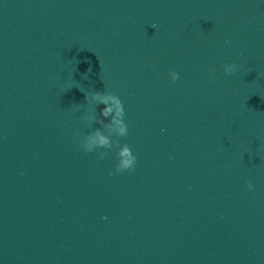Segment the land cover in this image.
I'll return each instance as SVG.
<instances>
[{
  "label": "clouds",
  "instance_id": "1",
  "mask_svg": "<svg viewBox=\"0 0 264 264\" xmlns=\"http://www.w3.org/2000/svg\"><path fill=\"white\" fill-rule=\"evenodd\" d=\"M152 27H156V26L152 25ZM223 69H224L225 74L231 75L236 70V65L235 64H224ZM169 75H170L171 81L173 83L179 79V74L175 71L170 72ZM95 95L99 96L100 94L97 92ZM108 100L114 101V103L116 105V114H117V116L121 117L120 120L116 121V123L121 125V129H120L121 136L127 135V124L124 121L125 111H124L122 101L120 100V98L118 96H116L112 93H109V94L103 96L101 103L106 104ZM101 111H102L103 116H108L109 113H111L112 108L107 107V108L102 109ZM115 143H116L117 148L119 149V151L117 152L118 164L116 166V174H119V173H122L125 171L134 170L137 158L133 154L131 148L127 144L123 145V147L121 148L119 145V141H116ZM99 144L100 145H108V141L103 136H100ZM83 151L84 152H91V148L90 147L86 148ZM107 154L108 153H106V152L102 153V154H100L99 158L102 159ZM109 175H113V173L109 172ZM247 187L249 188V190H251L252 184L250 182H248Z\"/></svg>",
  "mask_w": 264,
  "mask_h": 264
}]
</instances>
